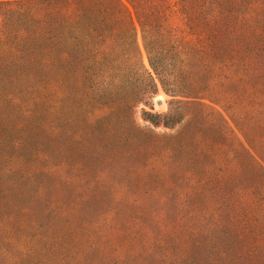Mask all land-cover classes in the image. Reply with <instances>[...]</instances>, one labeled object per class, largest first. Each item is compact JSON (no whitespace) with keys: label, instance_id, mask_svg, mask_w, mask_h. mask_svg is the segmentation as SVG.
Masks as SVG:
<instances>
[{"label":"rangeland","instance_id":"374dc122","mask_svg":"<svg viewBox=\"0 0 264 264\" xmlns=\"http://www.w3.org/2000/svg\"><path fill=\"white\" fill-rule=\"evenodd\" d=\"M0 264H264V0H0Z\"/></svg>","mask_w":264,"mask_h":264},{"label":"trees","instance_id":"16d2710c","mask_svg":"<svg viewBox=\"0 0 264 264\" xmlns=\"http://www.w3.org/2000/svg\"><path fill=\"white\" fill-rule=\"evenodd\" d=\"M39 38V37H38ZM37 44H39V43H37ZM42 45H44L43 43H42Z\"/></svg>","mask_w":264,"mask_h":264}]
</instances>
